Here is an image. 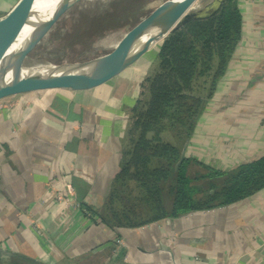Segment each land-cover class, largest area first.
Masks as SVG:
<instances>
[{
	"label": "crops",
	"instance_id": "obj_1",
	"mask_svg": "<svg viewBox=\"0 0 264 264\" xmlns=\"http://www.w3.org/2000/svg\"><path fill=\"white\" fill-rule=\"evenodd\" d=\"M18 1L0 0V18ZM237 4L241 41L184 152L220 170L264 155V15ZM137 61L93 85L0 100V264H264V189L140 226L100 220L144 76Z\"/></svg>",
	"mask_w": 264,
	"mask_h": 264
},
{
	"label": "trees",
	"instance_id": "obj_2",
	"mask_svg": "<svg viewBox=\"0 0 264 264\" xmlns=\"http://www.w3.org/2000/svg\"><path fill=\"white\" fill-rule=\"evenodd\" d=\"M241 35L242 15L237 0H224L210 16L189 20L158 43V68L149 78L147 97L134 108L120 169L106 203L109 218L100 216L102 222L113 227L140 226L226 206L264 189V155L233 169L220 170L184 154L181 158L180 149L160 136L164 126L181 129L182 125L185 131L181 130L179 135L191 138L197 123L192 120L203 100L211 99L217 90ZM210 71L209 85L202 89L207 90L205 96L193 95L195 81ZM154 159H164L166 165L153 167ZM131 181L151 201L149 218L139 217L138 221L137 211L114 205L119 189ZM163 193L170 199L168 204ZM86 210L94 214L91 209ZM13 260L11 263L17 264Z\"/></svg>",
	"mask_w": 264,
	"mask_h": 264
},
{
	"label": "water",
	"instance_id": "obj_3",
	"mask_svg": "<svg viewBox=\"0 0 264 264\" xmlns=\"http://www.w3.org/2000/svg\"><path fill=\"white\" fill-rule=\"evenodd\" d=\"M19 0L0 18V100L17 94L54 87L86 86L100 83L119 74L163 40L171 31L191 19L210 16L224 0H211L203 8L192 10L196 0H166L147 19L127 43L108 53L83 62L25 66L23 59L50 30L63 13L79 0ZM68 1L70 3L66 4ZM26 30L28 40L8 51ZM29 71L21 75L19 72ZM183 153L181 154V158ZM179 163L176 165L178 169Z\"/></svg>",
	"mask_w": 264,
	"mask_h": 264
},
{
	"label": "rangeland",
	"instance_id": "obj_4",
	"mask_svg": "<svg viewBox=\"0 0 264 264\" xmlns=\"http://www.w3.org/2000/svg\"><path fill=\"white\" fill-rule=\"evenodd\" d=\"M165 1L79 0L61 15L37 45L25 55L23 65L28 67L56 65L98 58L130 41L149 16ZM210 1L196 0L192 5L191 11L203 8ZM157 45L141 56L136 64V66L143 69L144 76L141 81L139 95L134 105L127 112V128L125 139L123 140L125 141V145L127 143V131L135 116L134 108L139 101L141 102L147 97L149 78L154 75L158 68ZM210 79L211 71L206 73L204 77L201 76L197 79L195 81L196 88L192 92L193 95H202L204 97L207 90L202 92V89L208 87ZM203 81L204 86L202 87ZM210 101L211 99L203 100L199 113L192 120L194 123L200 119V112L204 104ZM184 128L182 125L181 129L164 126L160 134L163 141L178 147L181 154H184L190 140L179 135L181 130L185 131ZM165 165L166 161L164 159H154L152 162L153 167ZM164 197L165 194L163 193V199L166 203H169V197ZM115 199L114 205L116 208L119 209L126 206L127 208L129 207V211H137V220L139 217L146 219L151 216L150 208L148 207L151 201L147 200L145 192L137 183L131 181L123 186L122 189L120 188ZM107 214L109 213L107 212Z\"/></svg>",
	"mask_w": 264,
	"mask_h": 264
},
{
	"label": "built area",
	"instance_id": "obj_5",
	"mask_svg": "<svg viewBox=\"0 0 264 264\" xmlns=\"http://www.w3.org/2000/svg\"><path fill=\"white\" fill-rule=\"evenodd\" d=\"M251 2L261 4L262 12L264 15V0H251ZM261 22L264 26V18L261 19ZM71 190H72V188L69 187L68 192H70ZM67 196H69V194H67L66 197L63 196L62 194H56V200L59 202L60 208L69 207L72 205L71 204L72 200H70V196L69 197H67ZM84 213L86 215H89V216L91 215V213L87 210H84ZM117 243H121V241L117 240Z\"/></svg>",
	"mask_w": 264,
	"mask_h": 264
},
{
	"label": "bare ground",
	"instance_id": "obj_6",
	"mask_svg": "<svg viewBox=\"0 0 264 264\" xmlns=\"http://www.w3.org/2000/svg\"><path fill=\"white\" fill-rule=\"evenodd\" d=\"M70 3V1H68L66 4ZM36 5L38 7H42L43 6V0H40V1H37L36 2ZM26 30L22 33V35L20 36V38L15 42V44L12 45L11 49L8 51V55H12L13 52L17 49H19L24 43L28 40V37L29 36H26ZM0 60H1V55H0ZM42 65V64H41ZM29 71H26V70H23L22 72H19V74L21 75H25V74H28Z\"/></svg>",
	"mask_w": 264,
	"mask_h": 264
}]
</instances>
